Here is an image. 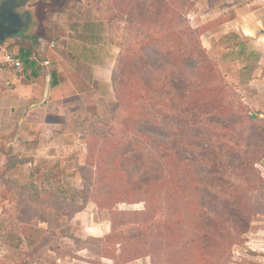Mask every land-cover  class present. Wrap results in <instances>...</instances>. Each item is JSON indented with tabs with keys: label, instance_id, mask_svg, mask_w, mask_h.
<instances>
[{
	"label": "trees",
	"instance_id": "trees-1",
	"mask_svg": "<svg viewBox=\"0 0 264 264\" xmlns=\"http://www.w3.org/2000/svg\"><path fill=\"white\" fill-rule=\"evenodd\" d=\"M187 2L97 0L106 19L111 18L108 12L115 9L125 17L123 42L119 45L112 74L116 98L111 102L99 101L92 113L102 133L98 157L93 149V140L98 136L90 126L80 124L89 112L70 117V126L81 133L82 142L91 155L90 162L97 159L98 183L100 179L109 180L108 184L100 183L101 192L97 194H104L101 201L107 204L98 202V207L110 213L114 211V216L121 219L135 217L139 228L130 235H116L113 231L118 223L112 218V233L102 237L90 236L86 240L76 234L62 237L84 244L100 241L106 258L114 260L117 256L104 253L108 249L104 244L122 237L124 246L120 254L123 257V253L134 259L150 256L158 264H221L232 245L241 243L238 237L250 229L253 217L261 212L255 195L247 196L249 189L243 187L248 182L245 179L249 171L250 176L259 177L256 166L264 158V121L253 118L234 90L235 86L224 79L219 64L209 56L200 40L199 29L187 18ZM230 17L233 14L220 16V23ZM230 38L236 41L239 36L234 33ZM235 48L231 50L233 54H236ZM197 74H203L201 83L189 82L191 76ZM210 85L217 91L220 89L219 93L229 92V101L236 99L240 110H224L218 104L223 100L221 94L209 96ZM226 118L235 124H226ZM111 123L115 126L113 130L107 127ZM152 130L170 137L182 134L190 142L177 144L174 140L165 145L161 139L151 137L149 131ZM150 138L154 145L146 149ZM198 146L199 153L194 155L192 151ZM226 151H231L230 156H225ZM235 154L240 158L234 157ZM237 159L240 166H236ZM196 161L201 162V167ZM129 163L139 168L141 182H135L133 173L136 177L138 170ZM127 167L131 172L125 171ZM194 174L200 179L204 177L200 184L213 198L224 202L225 196H229L234 201L217 204L218 209L208 213L194 212ZM56 175L55 171L42 172L41 167L36 166L27 180L11 181L12 194L19 198L16 200L13 196L15 217L23 223L46 224L49 231L36 238V246L25 252L21 264H31L49 249L58 250L60 243L51 239L50 230L64 225L61 224L64 217L72 219L85 209V206L45 203L46 194L56 200L59 196L68 200L83 195L80 187L67 188ZM144 177L148 179L142 182ZM225 181L228 186L224 185ZM144 190L149 196L132 198ZM142 201L144 210L118 208L120 204L134 205ZM159 213L161 216L157 217ZM12 226L2 222L0 228L7 232ZM163 259L166 260L161 262Z\"/></svg>",
	"mask_w": 264,
	"mask_h": 264
},
{
	"label": "crops",
	"instance_id": "crops-1",
	"mask_svg": "<svg viewBox=\"0 0 264 264\" xmlns=\"http://www.w3.org/2000/svg\"><path fill=\"white\" fill-rule=\"evenodd\" d=\"M15 1L22 3L15 11L28 18L0 44V227L2 222L13 225L7 232L0 228V264H21L36 238L48 233L46 224L15 217L11 181L27 180L36 166L43 172L41 161L62 157L71 147L82 150L81 133L70 126V117L94 113L99 101L115 100L112 74L119 53L116 24L102 16L97 0L59 6L55 0ZM40 1L48 7L43 21L37 14ZM225 14L233 17L220 24L221 39L228 49L236 47L237 56L225 63L230 68L224 72L242 93L248 112L264 121V0L224 5L218 17ZM234 33L239 39L231 44ZM6 54L20 59L22 68L5 62ZM27 227L29 236L15 232ZM50 252L31 264L47 261Z\"/></svg>",
	"mask_w": 264,
	"mask_h": 264
},
{
	"label": "rangeland",
	"instance_id": "rangeland-1",
	"mask_svg": "<svg viewBox=\"0 0 264 264\" xmlns=\"http://www.w3.org/2000/svg\"><path fill=\"white\" fill-rule=\"evenodd\" d=\"M94 3V1H92ZM235 3H238V0H188L187 2V18L191 22L192 26L194 28L199 29L200 31V40L203 44V46L208 50L209 56L219 64L220 70L223 73L224 79L234 86L236 85L232 81H230L227 78V75L224 71L227 72V70L230 68L229 65L226 66L225 63L227 61H232L231 59L236 58L237 54L232 53V49H228L227 42L224 39H221V29H220V17H218L220 11L222 8H224V5H232ZM59 3H66V4H73L75 3L74 0H55L53 3L54 5L59 6ZM52 4V5H53ZM39 7L37 8V14L38 17L41 19V21L44 20V17L46 16L45 10L48 8L43 4V2L38 3ZM115 8V5H113ZM104 11V10H103ZM106 11V10H105ZM107 13V12H104ZM110 15V21L115 22V26L117 27L114 32V36L116 37V40L119 45L123 42V35H124V29H125V18L123 14L118 13L117 10H113V12H108ZM42 26H44L42 24ZM230 43H235L233 39L230 40ZM120 49V48H119ZM236 49V48H235ZM229 52V53H228ZM224 54H227V57L224 58ZM245 60L242 61L241 64L245 63ZM241 67V65H240ZM201 75L203 74H197V76H194L190 78L189 82H195L197 84L201 83ZM188 82V83H189ZM185 83V84H188ZM211 92L209 93V96H217L221 94V97H223V100L219 102V105H222L224 110H240L239 104L237 100H230V93L223 92L219 93L221 90L216 89L213 85H210ZM234 90L239 93V95L242 97V93L236 89V86L234 87ZM182 108V106H180ZM184 108V106H183ZM198 108V107H197ZM164 111H166L165 108H163ZM212 111V110H211ZM93 114L89 113L87 117H82L83 122L80 123L83 127L88 128L89 126L92 128L93 133L98 136L96 138L98 140L94 141V147L93 149L96 151V156L98 157L100 153L99 146L102 145L103 141L101 140L102 133L99 130V122L97 125H95V122L92 118ZM163 119V118H162ZM233 120L231 119H225L226 124L231 125L235 124L234 122H231ZM107 127L110 128V130H113L115 128L114 124H109ZM152 138L155 139H161L165 145L167 142L170 141H177V144H180L179 142H186L189 143L190 140L183 137V135L178 136H167V133L159 132V130H152L149 131ZM80 136V134H77ZM152 138L149 139V143L146 145V149H150L153 147L154 141ZM198 138L194 139L197 140ZM192 140L191 143L194 141ZM91 141V140H90ZM98 145L97 148L95 146ZM178 146V145H177ZM167 147V146H165ZM232 147V146H230ZM80 148V147H79ZM82 150L77 151V149H74V147H71L69 150L64 152V155L62 157H56L48 159L44 162V166L42 168L43 172H48L49 170L56 172V177L59 180H62L67 188L72 186H78L82 189L83 195H79L77 198L69 197L68 200H65L62 196H59V199H55L52 195L46 194L44 195L45 203L46 204H71L69 206H85V209L77 214L76 218L71 221V217L67 218L64 217L61 221L60 227L53 228V230H50L51 232V239L58 240L59 241V249L54 250L50 253H47L49 256L47 258V261L42 259V264H158L156 260H152L150 256H142L138 259H134V257H131L130 255H127L123 253L125 257H123L120 254V250L123 249L124 243L121 242L122 237H118L115 239V241L111 242L108 240V243L104 244V248L107 245L108 249L105 252H108L109 255H116L117 258L110 259L103 256L101 250H102V243L100 241L91 240L87 242L86 244L80 243V242H73L69 238H63L62 236H69L71 234H76L80 238H83L86 240L88 237H102L107 233H112V218H116L118 225H116V230L113 231L116 235H130V232L134 233L138 230L137 224H135V217H127L126 219H121L120 217H115L114 211L110 213V211L105 210L103 208L98 207V202H102L104 204H107L105 201H101V199H104L105 196L97 194V192H101L99 190V187L101 186L100 183L104 180L100 179L98 183V164L97 159H92L90 162V153L87 149V146L85 144L81 145ZM101 148V147H100ZM199 146L196 147L192 153L194 155H197L199 153ZM235 151L238 149L235 147H232ZM56 153V152H55ZM231 153V151H230ZM229 151L225 152V156H230ZM105 155V154H103ZM245 156H248L245 155ZM105 157V156H103ZM236 158H240L235 154ZM95 160V161H94ZM40 160H38V163H41ZM132 165L131 163H129ZM240 166V159L236 160V166ZM196 165L201 167V162L196 161ZM135 169H139L137 166L132 165ZM244 168V166H243ZM243 168L240 170V172L243 170ZM257 174L259 175L254 178V176H250V171L248 172V177L245 180H248L247 183L244 185V189H249L248 192L243 190V194L246 193V195H255L256 199L259 201L261 212L256 214L255 217H253L252 225L250 229L242 234L238 239L241 243H237L232 245L231 250L225 254L224 258L221 260V264H264V160L261 161L257 166ZM130 169L127 167L125 171H129ZM131 172V171H129ZM137 175L133 178L135 182L139 183L141 182V177H139L140 173L139 170ZM230 171L226 173L227 176H229ZM252 174V173H251ZM205 175V174H204ZM203 175V176H204ZM195 181L194 186L196 184L195 192H194V202L196 205V209L194 212L198 213H208L211 210L215 211L218 208L216 207L217 204H227L226 200H229L230 203L234 201V199L230 198L229 196H225L226 198L223 199L224 202H220L212 197V194L204 188L203 184H200V182H203V178L200 176L197 177V175L194 174ZM197 177V179H196ZM213 175H211L210 178H212ZM145 179H148V177H144L142 182L145 181ZM97 180V181H96ZM96 181V187L93 190V183ZM109 180L105 183L108 184ZM115 182V181H114ZM113 182V183H114ZM199 184V185H198ZM242 185V183H239ZM213 185V184H212ZM211 185V186H212ZM225 186H228V182H224ZM246 187V188H245ZM96 190V191H95ZM242 191V188L239 190ZM95 192V193H94ZM97 194V195H96ZM150 194V193H149ZM149 194H146V190L143 191V193H136L135 196L132 198L137 200L140 198H145L146 196H149ZM12 198L18 200L17 194H11ZM247 195V196H248ZM14 196V197H13ZM11 198V197H10ZM100 200V201H98ZM133 203H126L124 205H118V208H125L130 210H144L145 202H139L137 204L131 205ZM120 206V207H119ZM48 210V209H47ZM161 213L157 215V217H160ZM48 217H51L48 215ZM55 222V220H53ZM122 222V224H120ZM56 223V222H55ZM44 226V225H40ZM144 227V226H143ZM26 228V227H25ZM25 228H22L21 230L15 229V232L23 231L26 235L29 236L30 229L25 230ZM45 228V227H44ZM142 228V227H140ZM33 230V229H31ZM40 231V229H38ZM48 231V230H47ZM37 232V230L33 231ZM49 232V231H48ZM33 235V233H31ZM228 238H230V235H227ZM234 236V235H233ZM235 238V237H234ZM48 239L46 240L47 243ZM51 242V241H50ZM119 243H122L119 244ZM229 244V242H228ZM48 245V243H47ZM53 245V243L51 244ZM54 246V245H53ZM231 246V244H230ZM73 250V252H72ZM104 250V249H103ZM61 253V254H60ZM63 258V261H60V258ZM226 257V258H225ZM132 259V260H131ZM131 260V261H130ZM166 259H163L161 262H164ZM129 261V262H128ZM224 262V263H223ZM40 264V263H38ZM163 264V263H162Z\"/></svg>",
	"mask_w": 264,
	"mask_h": 264
},
{
	"label": "water",
	"instance_id": "water-1",
	"mask_svg": "<svg viewBox=\"0 0 264 264\" xmlns=\"http://www.w3.org/2000/svg\"><path fill=\"white\" fill-rule=\"evenodd\" d=\"M20 6L22 3L15 0H4L0 5V44L27 23V14L21 16L15 11Z\"/></svg>",
	"mask_w": 264,
	"mask_h": 264
},
{
	"label": "built area",
	"instance_id": "built-area-1",
	"mask_svg": "<svg viewBox=\"0 0 264 264\" xmlns=\"http://www.w3.org/2000/svg\"><path fill=\"white\" fill-rule=\"evenodd\" d=\"M5 62L11 63V65H13L17 69L22 68V61L12 54L5 55Z\"/></svg>",
	"mask_w": 264,
	"mask_h": 264
}]
</instances>
